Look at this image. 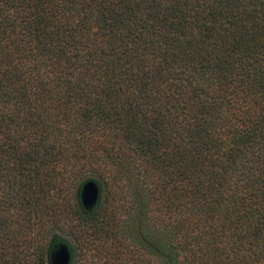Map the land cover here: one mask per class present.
<instances>
[{
  "label": "trees",
  "instance_id": "trees-1",
  "mask_svg": "<svg viewBox=\"0 0 264 264\" xmlns=\"http://www.w3.org/2000/svg\"><path fill=\"white\" fill-rule=\"evenodd\" d=\"M109 168L140 186L102 264H264V0H0V264H73L70 181L109 234Z\"/></svg>",
  "mask_w": 264,
  "mask_h": 264
},
{
  "label": "rangeland",
  "instance_id": "rangeland-1",
  "mask_svg": "<svg viewBox=\"0 0 264 264\" xmlns=\"http://www.w3.org/2000/svg\"><path fill=\"white\" fill-rule=\"evenodd\" d=\"M99 171L97 173L92 172V176L100 181L102 190L98 205L99 216L102 217L104 215L105 209L116 211L117 213V222L114 224L109 223V234H105L103 229L97 230L87 225H84L83 228L81 227L82 223L84 224L81 219L86 217L83 212H79L80 206L78 202H80V196L78 199L76 189L78 180H76L67 182L65 185L60 199L62 198V201L67 205V210L63 209V211L56 213L50 219L51 225L49 231L43 238L44 244L54 235L63 238L72 249L73 264H82L86 257H88V261H85L89 263L94 260L93 262L97 261L99 264H102L103 260L108 257L104 253L105 250L99 251L97 250V246L102 244L104 248L112 241L114 245L119 244L118 237L121 231H124L126 243L131 241L128 225L132 222V215L136 211V201L127 184H133V186L138 187L140 186V182L132 175L130 181L124 177L122 180H115L113 168L103 169L101 170L102 172ZM59 206L62 208L61 201L59 202ZM77 223H79V227ZM125 254L128 257L129 253L125 252ZM127 259L128 262H132L131 258L128 257Z\"/></svg>",
  "mask_w": 264,
  "mask_h": 264
},
{
  "label": "water",
  "instance_id": "water-1",
  "mask_svg": "<svg viewBox=\"0 0 264 264\" xmlns=\"http://www.w3.org/2000/svg\"><path fill=\"white\" fill-rule=\"evenodd\" d=\"M80 202L86 210H91L97 204L99 199V187L96 182L89 180L85 182L80 189ZM71 253L69 247L61 243L50 255L51 264H69Z\"/></svg>",
  "mask_w": 264,
  "mask_h": 264
}]
</instances>
